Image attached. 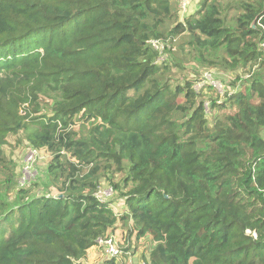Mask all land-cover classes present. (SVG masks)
<instances>
[{
	"label": "trees",
	"instance_id": "1",
	"mask_svg": "<svg viewBox=\"0 0 264 264\" xmlns=\"http://www.w3.org/2000/svg\"><path fill=\"white\" fill-rule=\"evenodd\" d=\"M172 1L0 0V170L11 184L14 139L52 156L57 190L0 199V264H85L119 228L124 251L149 238L144 264H264V0H189L183 18ZM179 37L248 78L172 82L180 63L149 41L170 52ZM102 177L118 213L95 196Z\"/></svg>",
	"mask_w": 264,
	"mask_h": 264
},
{
	"label": "rangeland",
	"instance_id": "2",
	"mask_svg": "<svg viewBox=\"0 0 264 264\" xmlns=\"http://www.w3.org/2000/svg\"><path fill=\"white\" fill-rule=\"evenodd\" d=\"M202 0H190L188 5L187 12L195 11L200 2ZM229 2V0H223V2ZM171 9L176 10L178 7V0H174L170 4ZM177 7V8H176ZM178 12V11H177ZM187 12L179 13V17L183 18ZM233 15V11H229V16ZM183 37H179L173 43V48L170 52H168V47L164 49V53L161 55V59H166L168 55L169 61H174L180 63L179 66H176L172 69L170 73V79L172 82L181 83L186 79H198L200 76L204 75L205 72L210 71L213 76H217L220 79V83L222 85V92L223 90H228L233 87H239L246 78H248L249 73L243 72L241 69H234V70H225L218 67L215 68H206L205 66L200 65L199 62L194 61L190 57V50L188 47L182 48L180 44L183 41ZM180 66H184L181 68ZM262 73L264 74V67L262 68ZM237 75L240 77L237 79ZM172 77V78H171ZM224 85V89H223ZM207 90V89H206ZM209 93L203 94V98L206 101H209V98H216L217 95L214 91H209ZM220 92V93H222ZM219 93V94H220ZM216 113V109H211L210 104L209 108L207 109V118L209 121L212 120L214 114ZM78 127V125H77ZM261 135L264 137V128L261 130ZM7 153L9 158L13 161L12 171L14 170L15 176L12 178L11 184L6 181L7 177L10 175H5L0 170V199L4 200L6 203H12L16 197L19 196V193H16L17 189H27V195L35 196L46 194L47 192L57 193V190L49 186L48 180V171H47V164L50 162L51 155L48 154L47 151L42 150L37 151L28 147L26 144L23 143H16L14 139L11 140L10 146L7 147ZM28 160V165H25V160ZM11 166V165H10ZM121 174L116 173L113 176V181H119L121 183ZM101 186L100 188L104 191L106 190L108 196L103 197L106 198L104 201H110L113 210L118 213L123 208V199L124 197L118 194V191L110 190L111 186L108 183V180L105 177L100 179ZM124 191V188H122ZM127 232V229H124ZM126 232H122L121 228L115 231V239L117 242L123 243V236ZM123 233V234H121ZM133 236V232L131 234ZM134 251L129 249V251L125 255H120L118 259H122L124 264H144V257L148 256L149 250L151 248V243L149 238H143L140 240H135L134 242ZM133 244V243H132ZM131 244V245H132ZM89 255L85 260V264H102L103 256H105L103 249L101 246L94 244L89 249Z\"/></svg>",
	"mask_w": 264,
	"mask_h": 264
},
{
	"label": "built area",
	"instance_id": "3",
	"mask_svg": "<svg viewBox=\"0 0 264 264\" xmlns=\"http://www.w3.org/2000/svg\"><path fill=\"white\" fill-rule=\"evenodd\" d=\"M188 2L189 0H178V7L180 8V11H184L186 9ZM149 42L155 50L159 51V59H161V55L163 54V50L165 49L163 42L156 39L150 40ZM205 83L211 84L219 92H222V85L220 83V80L217 77L213 76L209 71L205 72L204 75H202V79L198 81L194 87L196 89H199ZM28 160L29 159L25 160V165H28ZM95 196L98 199L104 200L106 198L103 197L108 196V193L106 190L103 191L101 188H99L96 191ZM246 233L251 234L255 237V233L250 230H246ZM97 245L101 246L106 258H119L120 255H124L127 253V251H124V246H126V243L123 244L121 242H117V240L115 239V234H110L109 236L98 238Z\"/></svg>",
	"mask_w": 264,
	"mask_h": 264
},
{
	"label": "clouds",
	"instance_id": "4",
	"mask_svg": "<svg viewBox=\"0 0 264 264\" xmlns=\"http://www.w3.org/2000/svg\"><path fill=\"white\" fill-rule=\"evenodd\" d=\"M96 244H97V242H96ZM104 259H109V258H106L105 256H103V260H104ZM103 260H102V262H103ZM102 262H101V263H102Z\"/></svg>",
	"mask_w": 264,
	"mask_h": 264
},
{
	"label": "water",
	"instance_id": "5",
	"mask_svg": "<svg viewBox=\"0 0 264 264\" xmlns=\"http://www.w3.org/2000/svg\"><path fill=\"white\" fill-rule=\"evenodd\" d=\"M254 24H255V20L252 22V26H254Z\"/></svg>",
	"mask_w": 264,
	"mask_h": 264
},
{
	"label": "crops",
	"instance_id": "6",
	"mask_svg": "<svg viewBox=\"0 0 264 264\" xmlns=\"http://www.w3.org/2000/svg\"><path fill=\"white\" fill-rule=\"evenodd\" d=\"M90 253H89V250H88V255H89Z\"/></svg>",
	"mask_w": 264,
	"mask_h": 264
}]
</instances>
